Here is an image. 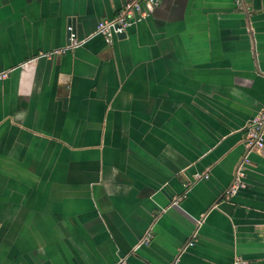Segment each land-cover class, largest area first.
<instances>
[{"label": "crops", "instance_id": "obj_1", "mask_svg": "<svg viewBox=\"0 0 264 264\" xmlns=\"http://www.w3.org/2000/svg\"><path fill=\"white\" fill-rule=\"evenodd\" d=\"M136 1L0 0V264H264V0Z\"/></svg>", "mask_w": 264, "mask_h": 264}, {"label": "built area", "instance_id": "obj_2", "mask_svg": "<svg viewBox=\"0 0 264 264\" xmlns=\"http://www.w3.org/2000/svg\"><path fill=\"white\" fill-rule=\"evenodd\" d=\"M238 10L247 13L248 7L245 0H235ZM158 6V0H138L126 5L115 20H105L99 23L96 35L102 36L107 44H112L114 39L125 34L134 24L135 16L138 13L140 19L152 14L155 7ZM70 47L76 48L82 45L78 40L74 27H68ZM65 50L58 51L56 54H62ZM8 78V73H0V83ZM247 137L245 142L248 154L257 149L264 148V107L258 112L256 117L246 127ZM244 162L237 169L235 181L227 192V197L236 195L244 187L243 178L245 177ZM152 235L148 234L142 243L149 244ZM192 245V244H190ZM122 262L121 264H124ZM236 264H247L242 260H237Z\"/></svg>", "mask_w": 264, "mask_h": 264}, {"label": "water", "instance_id": "obj_3", "mask_svg": "<svg viewBox=\"0 0 264 264\" xmlns=\"http://www.w3.org/2000/svg\"><path fill=\"white\" fill-rule=\"evenodd\" d=\"M125 34H126V33H125ZM125 34H123V35H121V36H119V37L123 38V37L125 36Z\"/></svg>", "mask_w": 264, "mask_h": 264}]
</instances>
